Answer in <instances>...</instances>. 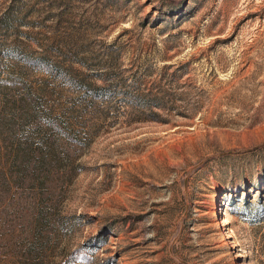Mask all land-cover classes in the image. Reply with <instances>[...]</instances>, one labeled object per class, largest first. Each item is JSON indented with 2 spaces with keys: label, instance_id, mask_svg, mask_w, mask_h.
<instances>
[{
  "label": "rangeland",
  "instance_id": "obj_1",
  "mask_svg": "<svg viewBox=\"0 0 264 264\" xmlns=\"http://www.w3.org/2000/svg\"><path fill=\"white\" fill-rule=\"evenodd\" d=\"M0 264H264V0H0Z\"/></svg>",
  "mask_w": 264,
  "mask_h": 264
}]
</instances>
